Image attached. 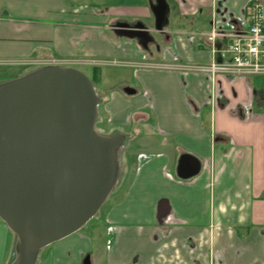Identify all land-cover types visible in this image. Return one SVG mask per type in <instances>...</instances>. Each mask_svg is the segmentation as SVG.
Here are the masks:
<instances>
[{
    "label": "crops",
    "instance_id": "1",
    "mask_svg": "<svg viewBox=\"0 0 264 264\" xmlns=\"http://www.w3.org/2000/svg\"><path fill=\"white\" fill-rule=\"evenodd\" d=\"M124 1L0 0V63L53 56L129 69L109 82L110 65L95 67L108 118L102 135L124 139L115 188L92 220L42 249L36 264H82L88 254L93 264H264V77L141 66L209 64L205 35L216 24H242L255 0H165L161 31L157 0ZM118 23H143L153 40L145 48L119 36ZM183 154L200 160L197 177H178ZM8 235L0 221V251Z\"/></svg>",
    "mask_w": 264,
    "mask_h": 264
},
{
    "label": "water",
    "instance_id": "2",
    "mask_svg": "<svg viewBox=\"0 0 264 264\" xmlns=\"http://www.w3.org/2000/svg\"><path fill=\"white\" fill-rule=\"evenodd\" d=\"M152 10L161 31L165 0ZM118 27L145 48L153 40L143 23ZM100 104L91 79L73 66H46L0 84V219L18 238L14 264H36L42 249L83 228L111 194L124 139L96 130ZM200 172L198 158L181 155L180 179Z\"/></svg>",
    "mask_w": 264,
    "mask_h": 264
},
{
    "label": "built area",
    "instance_id": "3",
    "mask_svg": "<svg viewBox=\"0 0 264 264\" xmlns=\"http://www.w3.org/2000/svg\"><path fill=\"white\" fill-rule=\"evenodd\" d=\"M242 24L229 21V28L216 24L205 35L210 46L212 61L207 65H181L144 63L141 66L152 69L176 70L185 73H203L215 79L227 76L238 79L264 77V12L261 2L255 0L246 9ZM51 65H115L118 62H97L83 59H52ZM37 63V62H36Z\"/></svg>",
    "mask_w": 264,
    "mask_h": 264
},
{
    "label": "rangeland",
    "instance_id": "4",
    "mask_svg": "<svg viewBox=\"0 0 264 264\" xmlns=\"http://www.w3.org/2000/svg\"><path fill=\"white\" fill-rule=\"evenodd\" d=\"M128 1L129 0H127V2ZM121 2L126 3V1H124V0H121ZM113 25H112L114 27V29H112L113 32L118 33V35L121 36L119 34V31L121 30V29H119L120 27H118V29H117V26L118 25L120 26V24H113ZM152 30L155 31L156 29L153 28ZM40 52L41 53H45V52L51 53V51L49 49H45L44 47H41ZM52 58H53V56H42L39 61H36L37 63L36 62L33 63L34 65H32L31 63L29 65L26 64L28 61H21L23 59H21V60L16 59V60H14L15 62H13L12 60L11 61H4V63H0V84L15 80V79L25 75L24 72H26V70H28V69L32 68L33 69L32 71H35L39 68L50 66V64L52 63L51 62ZM74 67L83 71L91 79L93 77V74H92L93 69L97 66L75 65ZM100 67H101V65H100ZM103 69L105 70V81H109V82H117V78H119L118 75H119L120 71H129V69L121 68V67H118L115 65L106 66ZM32 71H30V72H32ZM94 86L97 90L96 85H94ZM103 106H104V104H102V103L99 105L98 117H97V122H96V130L100 134H105V131H106L105 128L107 127L106 125L108 123V118L105 117V115H104ZM114 188H115V186H114ZM0 221H2V220L0 219ZM2 222L5 223L4 221H2ZM8 229H9V227H8ZM17 241H18L17 236L15 235L14 232H12L9 229L8 240L6 239V243L3 247V249L0 251V264H13V262H14L13 254L17 255Z\"/></svg>",
    "mask_w": 264,
    "mask_h": 264
},
{
    "label": "trees",
    "instance_id": "5",
    "mask_svg": "<svg viewBox=\"0 0 264 264\" xmlns=\"http://www.w3.org/2000/svg\"><path fill=\"white\" fill-rule=\"evenodd\" d=\"M118 24L121 25V23H118ZM92 74H93V77L91 78V81L93 82L94 85H98V83L101 80V70L99 68H94Z\"/></svg>",
    "mask_w": 264,
    "mask_h": 264
},
{
    "label": "flooded vegetation",
    "instance_id": "6",
    "mask_svg": "<svg viewBox=\"0 0 264 264\" xmlns=\"http://www.w3.org/2000/svg\"><path fill=\"white\" fill-rule=\"evenodd\" d=\"M157 4V3H156ZM135 25H137V24H134V25H131V26H135ZM117 29H118V26H117ZM120 29V28H119ZM87 256H90V258H91V264H93V261H92V255H90V254H88V255H86L85 257H84V259H83V261H82V264H84V261H85V259H86V257Z\"/></svg>",
    "mask_w": 264,
    "mask_h": 264
}]
</instances>
